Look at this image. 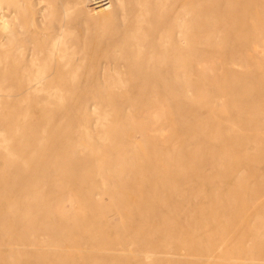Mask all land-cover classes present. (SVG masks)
<instances>
[{
  "label": "rangeland",
  "instance_id": "1",
  "mask_svg": "<svg viewBox=\"0 0 264 264\" xmlns=\"http://www.w3.org/2000/svg\"><path fill=\"white\" fill-rule=\"evenodd\" d=\"M99 1L0 0V264H264V0L170 70L96 65L151 17Z\"/></svg>",
  "mask_w": 264,
  "mask_h": 264
},
{
  "label": "bare ground",
  "instance_id": "2",
  "mask_svg": "<svg viewBox=\"0 0 264 264\" xmlns=\"http://www.w3.org/2000/svg\"><path fill=\"white\" fill-rule=\"evenodd\" d=\"M103 2L104 0H100L98 4ZM133 2L138 15L148 13L151 15L150 19L145 21L147 25L142 26L143 34H127L121 40L112 41L108 49L113 48L114 51V47H119V50L127 51L129 56L122 57L121 61V57L118 58V55L113 53V59H99L96 65L121 64L129 68L169 70L180 67L184 42L197 27L199 0H133ZM56 48L55 45L52 54ZM35 80L39 82V77H35Z\"/></svg>",
  "mask_w": 264,
  "mask_h": 264
}]
</instances>
